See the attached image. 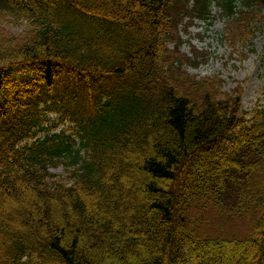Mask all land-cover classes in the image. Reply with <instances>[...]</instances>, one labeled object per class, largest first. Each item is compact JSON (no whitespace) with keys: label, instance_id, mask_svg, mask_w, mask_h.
<instances>
[{"label":"trees","instance_id":"trees-1","mask_svg":"<svg viewBox=\"0 0 264 264\" xmlns=\"http://www.w3.org/2000/svg\"><path fill=\"white\" fill-rule=\"evenodd\" d=\"M214 5L232 40L264 25V0H0V264H264V110L185 92L181 25Z\"/></svg>","mask_w":264,"mask_h":264},{"label":"rangeland","instance_id":"rangeland-1","mask_svg":"<svg viewBox=\"0 0 264 264\" xmlns=\"http://www.w3.org/2000/svg\"><path fill=\"white\" fill-rule=\"evenodd\" d=\"M215 18L210 24L200 19H194L181 29L180 50L185 58L192 61L184 64V69L190 77L185 92L195 100L205 98L211 94L217 98L235 97L240 89L241 111L240 118L250 119L255 110H264V25L254 31L244 41L230 39L227 33V21L220 14L218 7H213ZM5 25L15 34H20L25 25L13 26L8 22ZM243 39V38H242ZM174 46V44H171ZM209 81H201V80ZM53 123H59L56 114H50ZM56 120V121H55ZM73 125L69 122L58 124L54 131H72ZM53 131H51L52 133ZM53 172L66 178L69 174L66 165L53 168ZM208 222L201 227L204 233Z\"/></svg>","mask_w":264,"mask_h":264}]
</instances>
